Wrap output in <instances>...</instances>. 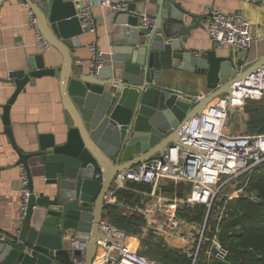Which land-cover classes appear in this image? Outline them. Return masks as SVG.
I'll return each instance as SVG.
<instances>
[{
  "label": "water",
  "instance_id": "water-1",
  "mask_svg": "<svg viewBox=\"0 0 264 264\" xmlns=\"http://www.w3.org/2000/svg\"><path fill=\"white\" fill-rule=\"evenodd\" d=\"M16 1L31 7L63 63L48 66L45 55H36L27 68L0 77L15 85L2 106L3 121L31 192L19 234L0 243V264H74L72 240L86 246V264H93L99 239L110 242L99 225L104 196L116 175L152 157L163 159L171 145H182L181 134L190 121L216 98L232 95L256 68L244 66L234 53L194 55L187 42L204 17L189 14L176 0H136L107 17L112 46L104 53L103 66L92 72L76 63L80 60L68 45L88 32L77 16L85 0ZM143 14L154 17V23L140 27ZM171 70L205 75L212 91L192 106V99L157 84ZM56 75L72 120L67 140L59 144L54 136L42 135L39 148L25 152L15 140L11 109L27 85ZM228 108L231 117L238 112ZM101 171L103 177L97 179ZM113 206L125 209L120 203Z\"/></svg>",
  "mask_w": 264,
  "mask_h": 264
},
{
  "label": "built area",
  "instance_id": "built-area-1",
  "mask_svg": "<svg viewBox=\"0 0 264 264\" xmlns=\"http://www.w3.org/2000/svg\"><path fill=\"white\" fill-rule=\"evenodd\" d=\"M101 5L116 13L127 9L128 2L102 0ZM207 15L208 32L213 43L231 46L239 53L247 52L254 46L256 38L251 24L241 11L228 14L218 9H209ZM77 16L83 29L97 32V21L89 0H85V4L78 9ZM154 21V17L143 14L139 25L146 27ZM27 26L36 34L38 47L52 48L38 26L34 11L30 12ZM90 48L92 72H97L103 66L105 50L97 41ZM261 98H264V64L238 82L232 95L219 97L192 119L181 134L182 145H171L163 159L152 157L119 172L104 196L106 208L99 225L101 233L110 238V242L99 239L93 264H162L139 252L138 245L149 231L162 237L169 246L172 241L178 240V246L171 247L182 250L192 260V264H200L202 258L205 264L213 260H226L230 249L220 239V223L224 219L227 203L243 196L250 174L264 167V133H233L229 125L228 107L231 105L243 112L248 100ZM21 168L23 218L31 192L28 173L24 166ZM102 177V171L96 174L97 179ZM168 182H172L175 188L189 184V194L179 198L154 192ZM135 183L147 184L153 191L145 192L133 187ZM121 190L140 196V200L131 204L124 203L118 195ZM222 201L223 205L218 206L214 216L216 229L212 234H207L211 211ZM116 203L125 206L124 214L144 217L146 225L143 237L127 234L111 222L110 209ZM183 206L192 209L196 206L207 207L204 221L189 220L179 215V209ZM11 237L8 233L0 232V243L7 242ZM133 240H136L135 244ZM72 245L77 249L74 264H86V246L80 247L75 240H72Z\"/></svg>",
  "mask_w": 264,
  "mask_h": 264
},
{
  "label": "crops",
  "instance_id": "crops-1",
  "mask_svg": "<svg viewBox=\"0 0 264 264\" xmlns=\"http://www.w3.org/2000/svg\"><path fill=\"white\" fill-rule=\"evenodd\" d=\"M126 2L136 0H125ZM97 21V32H84L81 36L68 42L75 50L76 63L91 67V44L97 41L101 48L109 51V24L107 17L112 13L101 5L102 0H89ZM189 14L203 16L202 26L193 30L187 42V48L194 55L205 57L209 51H216L219 56L234 53L237 60L247 63L246 67H261L264 59V0H176ZM0 77L7 78L15 70H23L29 66V61L36 55H45L48 66H61L62 54L54 47L43 49L37 46V37L27 26L30 12L33 11L27 3L16 0H0ZM218 9L224 13L241 11L251 24V30L256 38L254 46L247 52H237L231 46L218 45L211 41L207 10ZM163 88L175 90L192 99V106L199 99L206 97L212 90L208 88L207 78L189 71L171 70L164 78L157 81ZM13 105L10 113L11 126L15 140L25 152L37 150L42 135H52L57 143L66 142L72 120L63 104L59 76H47L38 79L34 86L27 85ZM15 91V85L0 80V232L11 236L20 231L22 222L21 206V173L22 166L18 163V155L5 132L3 108ZM226 95V94H225ZM223 96V95H222ZM220 96V97H222ZM219 98V97H218ZM216 98L211 104L217 101ZM264 98L248 100L243 112H236L229 118L233 133H264ZM158 157V156H157ZM26 169V168H25ZM135 187L134 185H132ZM186 195L190 185L185 184ZM185 187V188H186ZM152 192L153 188H139ZM154 192L175 197L155 189ZM151 200H154L150 197ZM140 200V197H137ZM136 243V240H133ZM178 240L171 246H178ZM139 244V243H138ZM140 248V244L138 245Z\"/></svg>",
  "mask_w": 264,
  "mask_h": 264
},
{
  "label": "trees",
  "instance_id": "trees-1",
  "mask_svg": "<svg viewBox=\"0 0 264 264\" xmlns=\"http://www.w3.org/2000/svg\"><path fill=\"white\" fill-rule=\"evenodd\" d=\"M264 123V122H263ZM255 134V133H251ZM135 187L147 188V184H133ZM185 184L175 188L172 182L162 186L164 193H169L179 198H185ZM119 198L126 204H131L140 197L128 190H121ZM211 211L208 221L207 234H212L217 225L214 216L218 206ZM207 207L196 206L195 209L183 206L179 215L187 219L204 221ZM111 222L125 233L143 237V228L146 220L138 214H124V210L112 206L110 209ZM220 239L230 249V255L224 261L213 260L209 264H264V167L251 173L246 193L234 198L227 203L224 219L220 223ZM139 252L150 259L162 264H192V260L178 248L166 244L162 237L149 231L141 239ZM200 264H205L204 258Z\"/></svg>",
  "mask_w": 264,
  "mask_h": 264
},
{
  "label": "rangeland",
  "instance_id": "rangeland-1",
  "mask_svg": "<svg viewBox=\"0 0 264 264\" xmlns=\"http://www.w3.org/2000/svg\"><path fill=\"white\" fill-rule=\"evenodd\" d=\"M141 248V247H140ZM140 248H138L140 250Z\"/></svg>",
  "mask_w": 264,
  "mask_h": 264
}]
</instances>
